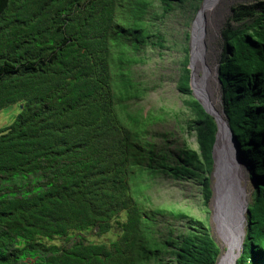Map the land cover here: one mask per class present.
<instances>
[{
	"label": "trees",
	"instance_id": "1",
	"mask_svg": "<svg viewBox=\"0 0 264 264\" xmlns=\"http://www.w3.org/2000/svg\"><path fill=\"white\" fill-rule=\"evenodd\" d=\"M161 1L168 12L184 0ZM151 6L0 0V112L20 106L0 128V264H217L206 225L151 197L160 177L196 178L207 206L218 130L193 96L189 64L178 89L197 150L166 149L168 133L150 129L161 117L135 108L144 89L133 65L144 61ZM247 19L222 30L218 80L254 187L237 264H264V1L232 8V20ZM184 218L177 233L170 220ZM115 228L110 243L88 237Z\"/></svg>",
	"mask_w": 264,
	"mask_h": 264
},
{
	"label": "rangeland",
	"instance_id": "2",
	"mask_svg": "<svg viewBox=\"0 0 264 264\" xmlns=\"http://www.w3.org/2000/svg\"><path fill=\"white\" fill-rule=\"evenodd\" d=\"M150 1L152 3L151 12H153L151 36L146 46L142 47L139 53L144 61L133 65V75L144 89V95L134 105L135 108H143L144 113H152L161 117V119L157 118L153 121L150 129L158 135L168 133L166 149L176 153L178 149L188 145V147L197 150L195 133L188 128V122L192 116L185 101L189 97L183 95L178 89V81L183 72V67L186 64H193L195 94L203 100L209 94L213 98L215 106L224 113L221 85L218 80V66L223 52L222 30L228 24L237 28L251 22L249 19L245 21L232 20L233 7L238 5L251 6L264 0H212L207 8L202 29L201 66H197L195 63L193 41L196 23L207 0L175 2L168 12H164L161 0ZM187 59L189 62L186 63ZM200 78L205 79L206 83L199 87L198 80ZM192 93L195 97L194 92ZM19 109L20 106L4 108L0 112V128L14 122ZM156 140L162 141L160 136H157ZM230 145L233 150L229 149V155L234 157L231 159L229 156V160L231 159L232 163L240 165V169L232 168V178L235 179L240 193L244 195L245 204H249L252 201L253 182L249 178L244 163L235 156V148L231 139ZM221 152L222 150L217 151L216 148L217 161L221 158ZM210 180L213 188L220 181V174L214 176L212 173ZM216 195L215 193V198H211L207 206L204 205L200 182L196 178L190 181H176L163 176L158 178L151 190L154 205H164L183 210L196 221H201L206 225L209 233L221 249L218 264L222 256L228 252L229 243L224 237L223 225L219 222L215 223L213 220V210L217 206ZM121 219H125L124 214ZM170 221L177 233L180 230H187L188 219H171ZM244 227H246L245 212ZM119 235L120 232L116 228L102 236L96 235L94 231L88 233L90 240L96 243H110L116 240ZM244 239L236 246V256L242 250ZM56 242L61 241L56 240Z\"/></svg>",
	"mask_w": 264,
	"mask_h": 264
},
{
	"label": "water",
	"instance_id": "3",
	"mask_svg": "<svg viewBox=\"0 0 264 264\" xmlns=\"http://www.w3.org/2000/svg\"><path fill=\"white\" fill-rule=\"evenodd\" d=\"M189 68L191 70L190 86H191L192 91L195 94L194 85H193L192 63H190ZM195 98L200 102V104L203 106L205 111L208 114H210L212 117H214L217 123V127H218L217 134H216V141L213 147V158H214L213 175L215 176L217 174H220V181H218L212 188V191H213L212 199H214L215 193L218 196L217 206L213 210V220L215 223L217 222L221 223L223 226L226 227L227 230L235 234L237 231V225H238L239 218H240V210L241 209L244 210L245 219H246V214L248 212L249 204H244L241 200L240 194L238 190L236 189V181L235 179L232 178L231 165L227 159L225 152L221 153L220 155L221 158L219 161H217L216 159L215 155H216V148H217L218 135H219L220 128H219L218 118L215 112L208 107L206 102L199 95H196ZM228 131L230 133L231 141L234 144L235 155L241 161L240 155H239V145L237 142V138L235 137L229 125V121H228ZM241 252L242 250L237 254L232 264H237V259L241 255Z\"/></svg>",
	"mask_w": 264,
	"mask_h": 264
},
{
	"label": "bare ground",
	"instance_id": "4",
	"mask_svg": "<svg viewBox=\"0 0 264 264\" xmlns=\"http://www.w3.org/2000/svg\"><path fill=\"white\" fill-rule=\"evenodd\" d=\"M211 2H212V0L206 1L204 7L201 10L198 21L196 23L193 48H194V55H195V63L197 66H201V51H202V47H203L202 29L204 26L205 14H206L207 8ZM193 82H194V78H193ZM203 83H206L205 79L200 78V80H198L199 87L202 86ZM194 85H195V82H194ZM204 101L206 102L208 107L215 112V114L218 118L220 131H219V135H218L217 151L222 150V152H225L227 159L231 165V170H232V168L240 169L239 164H235V163L231 162V159H233L234 156L229 155V149L231 148V150H233V147L230 145V139L231 138H230V133L228 131V120L226 119L224 113H222L215 106L213 98L209 94L207 97L206 96L204 97ZM229 156L231 158L230 160H229ZM236 189L238 190L237 186H236ZM238 192L240 194L242 202L245 204L246 200H245L244 195H242L239 190H238ZM216 200L218 201L217 195H216ZM223 233H224V237L226 239V242L229 243V250H228V252H226V254H224L222 256V258L220 259L218 264H232L235 257H236V253H235L236 246L240 241H242L244 239V236H245L244 210L243 209L240 210V218H239V222L237 225L236 233L235 234L231 233L229 230L226 229L225 226H223Z\"/></svg>",
	"mask_w": 264,
	"mask_h": 264
}]
</instances>
